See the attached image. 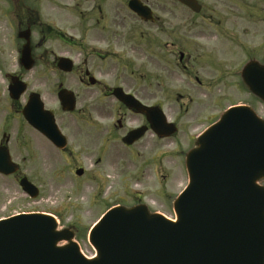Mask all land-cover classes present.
Returning <instances> with one entry per match:
<instances>
[{
    "label": "flooded vegetation",
    "instance_id": "af4514ba",
    "mask_svg": "<svg viewBox=\"0 0 264 264\" xmlns=\"http://www.w3.org/2000/svg\"><path fill=\"white\" fill-rule=\"evenodd\" d=\"M190 1L0 0V208L16 210L0 218L21 212V180L35 183L37 139L66 164L54 180L100 191L122 163L153 185L119 202L173 218L187 153L229 107L256 110L243 69L264 63V0ZM30 101L42 102V129L26 116Z\"/></svg>",
    "mask_w": 264,
    "mask_h": 264
},
{
    "label": "water",
    "instance_id": "95a60500",
    "mask_svg": "<svg viewBox=\"0 0 264 264\" xmlns=\"http://www.w3.org/2000/svg\"><path fill=\"white\" fill-rule=\"evenodd\" d=\"M244 78L264 100V65L250 62ZM30 107L28 117L42 129L40 108ZM186 164L177 221L144 205L114 207L92 229L98 255L87 258L53 215L18 214L0 221V264H264V119L248 106L230 108ZM0 170L8 171L1 153ZM22 185L37 195L33 184Z\"/></svg>",
    "mask_w": 264,
    "mask_h": 264
},
{
    "label": "rangeland",
    "instance_id": "374dc122",
    "mask_svg": "<svg viewBox=\"0 0 264 264\" xmlns=\"http://www.w3.org/2000/svg\"><path fill=\"white\" fill-rule=\"evenodd\" d=\"M1 25L0 22V30ZM260 51L261 53L259 55L262 57L264 55V48H261ZM10 54L9 52L5 56L10 58ZM247 100H250V98L244 93V101ZM252 103L257 112L264 117V102L253 101ZM38 137L36 135L35 139ZM35 144L34 180L41 188L40 196L31 200L19 189V192L16 193L19 206L18 210L22 211L31 208L51 212L59 218L61 227L67 225L68 222H81L82 226H79L80 229L77 230V238L81 247L89 256L94 253V250L88 242L89 230L93 222L100 217L107 205L117 203L120 199L131 202L132 195H129L127 192L132 193L135 187L142 188L145 184L153 185L151 180H147L146 175L145 181L143 176L139 177L140 180H138L133 175L127 176L125 173H121L123 170L122 163H117L114 170H111L108 176L107 184H101L103 188H100V191L99 188H89L83 185L79 190V186L68 178H64L63 180L53 179V175L50 172L52 169L63 167L65 175L67 174L65 162H62L58 158L53 160V157L50 155L51 152L44 141L42 142L37 139ZM169 149V146H165V150ZM83 161L85 162V160ZM135 168L141 169L144 173V168L132 166V174L135 172ZM176 182L178 189L182 188L183 182H187V174L184 170L179 172ZM128 183L134 184L129 187L127 185ZM98 191L103 194L98 196ZM107 197L112 198L108 202H103L102 199ZM14 211L16 210L8 211L5 208H0V216ZM166 214L169 215L168 212Z\"/></svg>",
    "mask_w": 264,
    "mask_h": 264
}]
</instances>
